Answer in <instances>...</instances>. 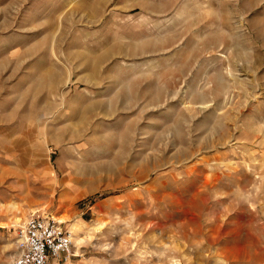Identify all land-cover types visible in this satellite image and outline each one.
<instances>
[{
  "label": "rangeland",
  "instance_id": "374dc122",
  "mask_svg": "<svg viewBox=\"0 0 264 264\" xmlns=\"http://www.w3.org/2000/svg\"><path fill=\"white\" fill-rule=\"evenodd\" d=\"M7 169L48 264H264V0H0Z\"/></svg>",
  "mask_w": 264,
  "mask_h": 264
},
{
  "label": "built area",
  "instance_id": "2783aa9c",
  "mask_svg": "<svg viewBox=\"0 0 264 264\" xmlns=\"http://www.w3.org/2000/svg\"><path fill=\"white\" fill-rule=\"evenodd\" d=\"M17 256L13 264H48L50 259H59L70 254V233L47 218L30 217L17 229Z\"/></svg>",
  "mask_w": 264,
  "mask_h": 264
},
{
  "label": "crops",
  "instance_id": "0c3cea01",
  "mask_svg": "<svg viewBox=\"0 0 264 264\" xmlns=\"http://www.w3.org/2000/svg\"><path fill=\"white\" fill-rule=\"evenodd\" d=\"M13 126V125H8ZM16 130V129H14ZM27 172H17L14 173L13 170L7 169L0 172V184L3 183L4 179H9L10 183L6 184L3 188H0V206H9V203H12L16 206V209L13 207L12 211H9V216H1L0 223H3L4 226L0 228L1 233L11 234L13 237L16 236V227L12 225L13 214H16L17 217L25 219L24 215L29 212V207L36 204L42 203L41 201H34L29 192V175H26ZM18 179V180H17ZM8 180V181H9ZM26 217L25 220L28 219ZM24 220V221H25ZM24 221H22L24 223ZM6 224V225H5ZM24 225V224H23ZM1 227V226H0ZM60 258L56 261L59 262Z\"/></svg>",
  "mask_w": 264,
  "mask_h": 264
},
{
  "label": "bare ground",
  "instance_id": "6f19581e",
  "mask_svg": "<svg viewBox=\"0 0 264 264\" xmlns=\"http://www.w3.org/2000/svg\"><path fill=\"white\" fill-rule=\"evenodd\" d=\"M65 202V201H64ZM13 208V206L11 205V206H9V207H4V206H0V217L1 216H6V214L4 215V213H5V211H8V213H9V211H12V210H14V209H12ZM16 209V208H15ZM43 211V210H42ZM37 211H34V210H29V215H31V214H34V213H36ZM26 215H27V213H26ZM25 215V216H26ZM13 216V219H12V225L14 226V225H20V223H22V219L23 218H19V217H17L16 215H12ZM24 216V217H25ZM26 218V217H25ZM51 219L52 220H54V222H57V223H59V224H64V225H67V227L69 228V231L71 232V234H72V236H71V234H70V236H71V241H72V239H73V241H74V243H75V246H81V245H84V244H86L87 243V240L85 239V238H83L80 234H78V232H77V227H76V225L73 223V222H71V221H69V219H67L65 216H60V217H55V216H53V217H51ZM6 225V224H5ZM0 228H2V226H4L3 225V223H0ZM21 226V225H20ZM82 247V246H81ZM73 248V247H72ZM18 254V253H17Z\"/></svg>",
  "mask_w": 264,
  "mask_h": 264
}]
</instances>
